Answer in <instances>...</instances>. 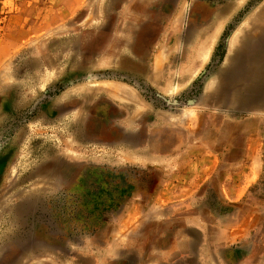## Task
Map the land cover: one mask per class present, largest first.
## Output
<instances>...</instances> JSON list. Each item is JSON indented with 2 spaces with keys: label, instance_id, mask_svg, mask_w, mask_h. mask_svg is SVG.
Instances as JSON below:
<instances>
[{
  "label": "rangeland",
  "instance_id": "374dc122",
  "mask_svg": "<svg viewBox=\"0 0 264 264\" xmlns=\"http://www.w3.org/2000/svg\"><path fill=\"white\" fill-rule=\"evenodd\" d=\"M198 1V26L233 7L214 50L178 52L175 63L155 51L171 5L0 4V21L6 16L9 29L25 32L0 36V264H156L155 238L171 231L182 208L172 209L169 221H147L127 247H113V237L125 232L131 198L156 201V191L175 177V146L182 155L219 161L205 203L195 206L215 234L225 225L230 234L251 202H264V102L250 96L240 104L235 89L222 86L245 31L255 38L256 25L264 29V0ZM180 10L187 17V7ZM118 57L137 63L136 71L121 68ZM251 159L261 163L260 177L240 203L224 205L215 181ZM251 234L264 241V218ZM259 248L264 257V244ZM185 260L175 264H194Z\"/></svg>",
  "mask_w": 264,
  "mask_h": 264
},
{
  "label": "crops",
  "instance_id": "0c3cea01",
  "mask_svg": "<svg viewBox=\"0 0 264 264\" xmlns=\"http://www.w3.org/2000/svg\"><path fill=\"white\" fill-rule=\"evenodd\" d=\"M6 1L0 0V4H5ZM34 1L18 0V4L25 5L34 3ZM155 1L166 6L171 5V10H163L162 27L157 32L155 51L157 56L161 52L162 54L166 53L172 63H175V54L178 52L199 51L200 49V51L208 50L211 52L214 50L215 44L213 43H216L215 40L218 39L221 31L225 28V24H221V22L223 18L226 19V14L233 7L230 4L225 5L219 15H214L213 18H210L211 20L209 19L211 21L209 24L198 26L196 24L200 18L196 9L198 0H178L176 10L175 0ZM181 6H186L189 10L187 17H185L183 10H180ZM185 18L188 19L187 26L184 31H181V21ZM4 20H7V18L2 15L0 24L4 23ZM0 27V36L3 35V37L9 35L20 36L25 33L21 29H9L8 24L5 23ZM200 27L203 28L204 32L203 30L197 31ZM214 30H216L215 33ZM199 44V47L202 46L200 49L193 47ZM135 49L137 51V47H134ZM2 59L3 57L0 56V63ZM189 63H192L191 60H189ZM130 65L131 70L136 71L138 64L131 63ZM0 76H2L1 71ZM218 167L219 161L212 157L206 155L185 156L175 146V177L166 182L162 189L156 191L155 196H160L156 201L141 200L138 194L131 198V210L128 214L125 213V224L120 226L121 230L125 232L121 233L120 231L113 237V247L117 248L122 245L127 247L134 241L135 234L145 226L144 224L147 221L158 223L169 221L174 214L172 209L176 210L179 207V209L182 208L186 212L183 214L175 212V220L172 219L171 221V224H173L171 225V231H161V234L155 238L156 241L159 240L153 249L158 254L155 258L156 264L164 262L175 264L184 259L194 264H264V257L259 255L261 251L259 245L264 244L263 237L257 240L256 236L254 239L251 234L256 226L262 224L264 202H251L250 207L247 209L250 214L247 217H241V223L233 227L234 230H230V234L227 225H225L224 230L222 229L218 234H215L216 226L212 222L203 220L195 212L198 209L195 206L200 207L205 203L203 198L209 184H212L216 178L215 174ZM236 169L238 171L224 175L218 181H215V189L222 203L226 206L229 204L236 205L243 200L250 187L260 177L263 167L261 163L251 159L245 167ZM134 209H137L135 213L133 212ZM168 210L172 211L169 213ZM133 217H135V221L132 220ZM221 225L222 222L219 226ZM191 230L198 233L191 234ZM198 235H200V240L195 239ZM158 243L162 246H158Z\"/></svg>",
  "mask_w": 264,
  "mask_h": 264
},
{
  "label": "bare ground",
  "instance_id": "6f19581e",
  "mask_svg": "<svg viewBox=\"0 0 264 264\" xmlns=\"http://www.w3.org/2000/svg\"><path fill=\"white\" fill-rule=\"evenodd\" d=\"M257 10H258V8H257ZM257 10H256V12H257ZM253 12L255 14V11H253ZM250 15H251V13H250ZM215 22H216V20H215ZM259 26L260 25H256V29H259V33H258L257 37H255V38H252V35L249 34L250 31L245 29L246 30L245 31V36L241 40L243 50L241 52H239V53L237 52L236 55L232 56V61L234 63H236L235 67H234V69H231L230 71H228L225 74H223V82H222L223 83V85H222L223 88L224 89H229V87H230V88L235 89V91L237 92V96L239 98L238 102L240 104H245V103L248 104L251 101V99H252L250 96L254 97V99H256L255 96H257L259 103L264 102V29L260 28L261 26L260 27ZM218 29H219V27H218ZM243 29L244 28L241 25L240 28L238 29L237 33L235 34V36H233L234 38L231 41V47L235 44V41L238 38L239 30H243ZM216 30H214V33L216 32ZM203 32H204V30H203ZM208 40H210V39H208ZM197 46L199 47L200 44L197 45ZM201 47H199V49ZM206 49H208V47H206ZM200 50H199V52H200ZM200 54H201V52H200ZM208 55H209V53H206L205 58H207ZM200 57H201V55H200ZM117 59H118V64H119V66L121 68H128V67L130 68V66H131L130 64L134 63L133 61H131L130 59H127V58L118 57ZM196 59H198V58H196ZM109 89H110V87H109ZM120 94H121V92H120ZM124 96H126V95H124ZM250 105H252V104H250ZM14 219H15V217H14ZM12 224H13V222H12ZM18 231H20V230H18ZM21 236H22V234H21ZM14 238H15V236H14ZM24 243H25V241H24Z\"/></svg>",
  "mask_w": 264,
  "mask_h": 264
}]
</instances>
